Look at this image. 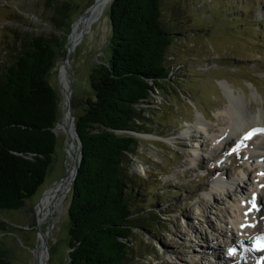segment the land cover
<instances>
[{"label": "rangeland", "instance_id": "rangeland-1", "mask_svg": "<svg viewBox=\"0 0 264 264\" xmlns=\"http://www.w3.org/2000/svg\"><path fill=\"white\" fill-rule=\"evenodd\" d=\"M97 1L0 0V70L12 59L13 48L26 34H55L59 38L53 66L47 73L58 98L52 161L43 183L25 200L23 207L0 209V220L4 221L0 228V256L11 264H34V250L40 246L34 206L47 185L67 175L74 168L73 160L77 164L75 139L64 128L57 129L65 117V97L59 85L58 69L66 55L67 32L72 21ZM61 4H65L66 10L59 9ZM161 7L163 25L171 27L166 30L177 33L172 35L168 46V61L178 65L166 79L169 82L156 90L146 103L149 113L145 114L144 123L136 121L137 130L132 131L138 142L128 168L135 174L132 216L139 226L132 240L134 248L130 260L131 264H223L231 260L229 251V257L224 258L212 253L211 246L224 251L226 238L233 236L237 242L233 233L237 232L240 212L235 204L239 202L237 205L248 214L245 218H253L246 206L253 188L264 185V177L258 167L262 163L258 166L254 163L248 166L249 180L243 183H255L244 193L231 188L236 191L234 194L227 187L221 192L211 189V181L222 172L242 184L240 169L234 165H248L242 147L239 151L232 148L223 151L221 146L214 148V140L223 127L218 112L227 102L217 79L225 78L236 93H242L239 89L243 88L253 110L264 106V0H161ZM56 18H61L60 26ZM91 28L69 53L74 121L81 111V99L92 92L90 73L110 56L109 7ZM254 88L260 92L262 101L257 95V99L251 97ZM198 111L206 116L209 125L203 138L199 132H191L195 131ZM181 126H184L182 134L191 132L190 138L178 132ZM189 126L191 131L186 132ZM164 135L169 137H162ZM196 143H201L202 147L195 153ZM214 152L219 157L217 162L210 159ZM194 154L198 157L196 162L191 161ZM262 200L264 203V198ZM70 201L68 191L62 212L54 214L56 219L46 237L43 264H69ZM200 236L208 237L206 242L210 249H205L206 242H202ZM233 248L240 251L238 243ZM233 258L235 262L231 264H243L238 259L239 254Z\"/></svg>", "mask_w": 264, "mask_h": 264}, {"label": "trees", "instance_id": "trees-1", "mask_svg": "<svg viewBox=\"0 0 264 264\" xmlns=\"http://www.w3.org/2000/svg\"><path fill=\"white\" fill-rule=\"evenodd\" d=\"M162 14L161 0L110 3V56L90 73L92 92L74 121L83 151L69 190V264L132 263L139 226L128 168L138 142L132 131L146 120L152 94L169 82L168 46L177 34L166 30ZM58 46L55 34H26L0 70V209L23 207L52 161L58 98L47 73ZM0 264L11 263L0 256Z\"/></svg>", "mask_w": 264, "mask_h": 264}, {"label": "bare ground", "instance_id": "bare-ground-1", "mask_svg": "<svg viewBox=\"0 0 264 264\" xmlns=\"http://www.w3.org/2000/svg\"><path fill=\"white\" fill-rule=\"evenodd\" d=\"M111 1L112 0H98L95 4H93L91 7L86 9L84 12H82L80 15H78V17H76L72 21L69 31L67 32L68 43H67L66 49H68V57L67 59L63 58V60L60 62L59 69H58L59 85L63 92V95H65V93L67 92L68 84L70 85V74L68 70V67L70 66L69 53L73 49L74 45L77 42H79V40H81L83 35L84 34L86 35V33H88L90 29H92L91 27L95 23H97L99 19L102 18L103 13L110 6ZM67 79H69L68 83H67ZM217 83L220 86V88L224 91L227 97V102L224 107L219 109V112H218L220 114V117L218 119L220 120V123H221L220 125H224V126L221 127L222 128L221 131L223 132V135L221 137V140L216 145V149L219 148V144H222L224 146H230V147L236 144H241L242 137L245 134L252 131L253 129L264 128V106H261L258 111H255L253 110L251 101H248V99L246 98L243 88L239 89L242 93L240 92L236 93L234 91V88L229 84V82L225 78L217 79ZM254 89L255 91H252L250 93L251 97L256 98V95H257V97L262 101V96L260 92H258L256 88ZM69 92L71 93V86H70ZM194 123H195V127H194L195 132H199L200 133L199 136L200 137L202 136L203 138L204 136L203 134L207 132V128L209 125H208V121L206 117L204 116L202 112L198 111L195 117ZM59 125L60 126L57 127V129L64 128L65 129L64 131L67 134L70 133V135H72V137L75 139L76 144H77L76 151H78V143H77V139L74 134L75 131H74L73 122H70V118L67 113L65 114L64 120L60 122ZM189 131H191L190 126L186 128V132H189ZM252 140H256L257 143L251 144L250 146L247 147L246 155L248 158L256 160L255 161L256 164L258 165H260V163L263 164L264 163V133H257L253 135ZM201 147H202L201 143L200 144L196 143V145L193 148V151L196 153L197 151L201 149ZM197 160H198L197 154H194L191 158V161L196 162ZM74 161L75 160H73V166H74ZM72 170H73V167L70 170V172L67 175H65L66 178L63 181L61 182L57 181L55 183L47 185L42 190L39 201L34 206L35 215H36L35 219H37L36 220L37 234H38V238L40 241V246L34 250V257L36 259L34 264L44 263L45 240L49 234V231L52 226V223L54 222V219H56L54 217L56 215L55 213L60 212V211L62 212L61 209L63 208L62 204L65 198V195L71 188L69 177H70V173L72 172ZM240 172L244 178L249 180L248 177L250 175V172L246 167H242ZM217 179L218 177H216L215 179L211 181V186H212L211 189L214 191H224L227 186H229L230 188H233L234 190L240 189V191L243 193L245 190L248 189L249 184L247 183L245 184V186H242V185L240 186L239 184L236 185L237 183L233 179H230L228 181L226 180V182L217 181ZM249 183H251L250 185H252L255 182L252 183L251 181H249ZM258 184L259 183H257V185ZM252 192L253 193L252 195H250V200L247 206L253 210L255 223L254 221H251L250 226L252 225L251 226L252 228L246 230L247 231L246 235L251 240H254L253 246H251L250 242L247 243L245 238H243L242 236L237 237V242L235 243V239L233 238V236H231V237H228L227 239V243H226L227 245L225 247L226 250L224 251L217 250V248L212 247L213 248L212 253H216L217 256H222L224 258H227V256L229 257V255L227 254L229 249L235 246L237 247V243H238L240 246V250L243 249L241 251L243 253L241 257H242V261L244 264L247 262L248 263L252 262L251 264H263L264 263L263 257H261L259 261H254L251 259V255L249 254V252L253 250H259L261 248L259 244L257 243V238L264 237V209H262L263 208L262 199L264 198V189L262 190V188L255 187ZM254 195L257 196V200H258L256 202L255 210L252 208V204H251V199ZM237 204L235 205L238 206ZM236 209H238V207ZM240 215L241 214L239 213V216ZM235 217L237 218L238 216L236 215ZM42 239L44 242L41 243ZM205 245H206L205 249H210L209 244H207V242L205 243ZM213 255L214 254H212V256Z\"/></svg>", "mask_w": 264, "mask_h": 264}, {"label": "water", "instance_id": "water-1", "mask_svg": "<svg viewBox=\"0 0 264 264\" xmlns=\"http://www.w3.org/2000/svg\"><path fill=\"white\" fill-rule=\"evenodd\" d=\"M67 57H68V49H66V55H65V59H67ZM68 81H69V79H67V83H68ZM70 85L68 84V87H67V92L65 93V95H64V97H65V114L67 113L68 114V116H69V118H70V122H73V126H74V131H75V137H76V139H77V143H78V154H77V164H76V162H75V164H74V168H73V170H72V172L70 173V177H69V179H70V187H71V184H72V182H73V180H74V178H75V175H76V173H77V167H78V165L80 164V161H81V158H82V151H83V148H82V142H81V139H80V137H79V134H78V132H77V129H76V127H75V122H74V120H73V118H72V107H71V97H70ZM54 131H55V127H54ZM66 177L65 176H63V177H61L60 179H58L57 181L58 182H61V181H63L64 179H65ZM42 242H44L43 241V239L41 240V243Z\"/></svg>", "mask_w": 264, "mask_h": 264}, {"label": "snow or ice", "instance_id": "snow-or-ice-1", "mask_svg": "<svg viewBox=\"0 0 264 264\" xmlns=\"http://www.w3.org/2000/svg\"><path fill=\"white\" fill-rule=\"evenodd\" d=\"M257 133H264V128H261V129H253L252 131H250L247 134H245L244 137L242 138L241 144H237L235 146V148H233V151H238L239 148L242 146L243 141H247V140L251 139L252 136L255 135V134H257ZM262 187H264V185H262ZM256 201H257V198L254 195L253 196V199L251 201L252 208H256ZM250 211H251V209H250ZM246 215H247V213H246ZM242 227H244V225H242ZM257 241H258L259 246L262 247V248H264V237H258L257 238ZM235 251H236L235 248H230L229 249V254H234Z\"/></svg>", "mask_w": 264, "mask_h": 264}]
</instances>
